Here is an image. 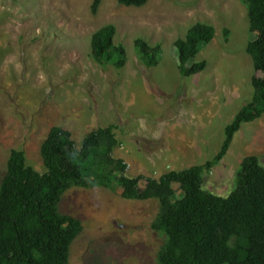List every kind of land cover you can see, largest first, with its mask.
I'll use <instances>...</instances> for the list:
<instances>
[{"label": "rangeland", "instance_id": "obj_1", "mask_svg": "<svg viewBox=\"0 0 264 264\" xmlns=\"http://www.w3.org/2000/svg\"><path fill=\"white\" fill-rule=\"evenodd\" d=\"M94 1L0 0V187L14 149L46 171L42 146L54 126L69 129L79 147L91 131L117 125L114 155L129 163V176L158 179L205 164L252 99L255 70L246 49L256 36L242 0H149L142 7L102 0L96 13ZM197 22L214 25L216 35L189 62L205 60L207 68L185 77L176 42ZM109 24L127 49L123 68L103 66L92 54V35ZM137 38L162 45L157 66L141 61ZM250 155L264 165V115L243 124L225 157L205 170V189L228 196ZM174 188L182 197L179 184ZM160 207L159 199L124 198L121 187L71 188L60 210L83 230L70 264H159L166 235L152 225Z\"/></svg>", "mask_w": 264, "mask_h": 264}, {"label": "trees", "instance_id": "obj_2", "mask_svg": "<svg viewBox=\"0 0 264 264\" xmlns=\"http://www.w3.org/2000/svg\"><path fill=\"white\" fill-rule=\"evenodd\" d=\"M142 7L149 0H119ZM248 10L255 39L247 45L255 73L253 97L226 126L225 140L213 160L160 178L129 176V163L114 155L121 145L117 125L91 131L78 147L69 129L54 126L42 146L46 171L30 165L23 150L14 149L0 187V264H70L71 246L83 230L78 218L64 214L60 203L73 187L122 188L126 199H159L160 212L152 227L166 235L158 253L159 264H264V165L256 155L243 159L237 186L228 196L204 187V172L229 152L245 123L264 115V0H242ZM102 0H95L96 13ZM114 24L97 30L91 39L95 60L103 66L123 68L128 62L124 44L116 43ZM214 25L197 22L179 39V69L193 76L207 61L191 62L215 38ZM229 40V31H225ZM141 61L157 66L162 45L135 40ZM145 184H142V182ZM179 184L183 196L174 188Z\"/></svg>", "mask_w": 264, "mask_h": 264}]
</instances>
